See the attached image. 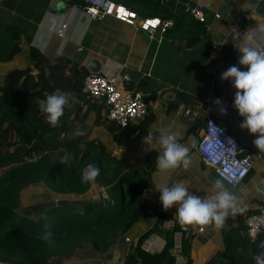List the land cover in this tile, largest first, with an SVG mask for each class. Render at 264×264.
<instances>
[{
	"label": "crops",
	"instance_id": "crops-1",
	"mask_svg": "<svg viewBox=\"0 0 264 264\" xmlns=\"http://www.w3.org/2000/svg\"><path fill=\"white\" fill-rule=\"evenodd\" d=\"M139 1L166 6L174 17L167 20L172 25L180 14H184L186 5L203 2L206 14L204 31L193 45H188L184 37L173 42L161 29L152 38L145 39V31L110 15L92 18L85 7L72 0H0V24L19 28L26 43L15 60L0 62V86L7 73L31 63L29 45L40 48L51 58H70L75 65L85 67L87 72H91L89 62L96 59L101 65L98 73L127 74L130 86L141 85L152 113L145 129L146 135L142 138L133 135L132 140L122 148L115 143L113 133L107 127L98 128L96 136L116 156L124 155L131 160L150 152L160 154L154 141L153 150L144 151L148 147L144 138H154L158 134L157 129L167 126L179 130L182 134L180 142L190 149L192 165L188 170L180 167L160 172L156 169L152 174L144 188L148 190L150 207L141 211L127 235L119 239L112 257L106 259L104 254L88 244L73 255L60 258L57 264H125L131 246L157 224L159 216L165 217V228L174 227L179 223L175 214L177 206L167 212L162 210L160 193L154 188L158 184L172 186L183 183L190 192L199 196L215 191L214 183L221 178L204 163L197 151L205 123L196 127V118L185 113L206 98H210L211 102L219 98L221 106L227 107L229 114L225 118L212 110L211 103H207L204 110L210 111V116L220 119L227 130L247 144L256 159L250 174L237 187L224 182L237 197V211L234 215L229 214L224 226L218 230L214 226H191L195 233L187 239L191 245L190 256L193 264H255L253 257L261 251L257 245L264 241V236L261 235L258 240L250 239L246 234V221L250 214L264 207V152H259L253 143L259 134H250L240 127L244 118L233 107L237 90L231 80H221V73L231 65L247 70V66L238 64L241 56L238 49L247 47L264 52V0ZM217 14L220 18L216 17ZM184 34L191 36L190 32ZM213 44L220 47L217 58L211 57ZM15 62V66H11ZM200 117L205 119L204 115ZM249 138L251 141L248 142ZM200 227H204L205 232L199 233ZM150 236L156 237L162 244L155 252L161 251L166 239L155 233Z\"/></svg>",
	"mask_w": 264,
	"mask_h": 264
},
{
	"label": "trees",
	"instance_id": "trees-1",
	"mask_svg": "<svg viewBox=\"0 0 264 264\" xmlns=\"http://www.w3.org/2000/svg\"><path fill=\"white\" fill-rule=\"evenodd\" d=\"M114 1L140 18L160 17L163 23L174 19L159 3ZM72 2L86 7L85 0ZM203 24L184 10L167 28L166 36L173 42L184 37L188 45H193L204 31ZM187 32L194 38L184 34ZM22 33L17 27L0 24V62H11L23 52L26 43ZM28 55L31 63L7 73L0 86V264H57L60 258L88 244L108 259L141 211L149 207L142 192L157 169L159 154L150 152L131 160L116 156L96 132L107 127L120 148L133 135L144 137L152 119L149 100L141 85L134 87L144 93L148 114L139 122L120 127L104 116L105 105L85 92V67L75 65L70 58H51L32 45L28 46ZM35 70L40 75L39 84ZM57 91L72 95L59 126L51 127L39 103ZM204 123L203 117L194 120L196 127ZM22 131L25 134H20ZM66 155L69 158L60 163ZM90 165L98 167L100 174L94 181L82 183L81 176ZM34 186L47 190L51 199L33 202L25 211L19 209L23 193ZM101 187L106 189L107 198L102 196ZM164 221L165 217L159 216L157 224L131 246L125 264H175L171 249L181 225L176 223L168 229ZM45 231L54 234L51 245L38 239ZM153 233L166 239L164 248L154 253L143 248V242ZM190 250V241L184 239L185 264H193Z\"/></svg>",
	"mask_w": 264,
	"mask_h": 264
},
{
	"label": "built area",
	"instance_id": "built-area-1",
	"mask_svg": "<svg viewBox=\"0 0 264 264\" xmlns=\"http://www.w3.org/2000/svg\"><path fill=\"white\" fill-rule=\"evenodd\" d=\"M85 2L86 12L92 18H98L102 15L113 16L148 32L151 38L156 31L159 29L166 31L172 24L171 22L163 23L160 17L140 18L135 11L114 0H85ZM204 8L203 2H197L196 4L186 5L185 12L195 20L205 23ZM216 17L220 18V14H217ZM248 36L251 35L248 34ZM219 48L217 44L212 45L214 50V53L211 54L212 58H217ZM79 50H82V48L79 47ZM128 81H130V78L127 74L105 75L88 72L83 78L85 92L96 101L103 103L106 107L104 116L120 127L139 122L148 114V103L144 98V93L130 86ZM207 103H211L212 110L218 112L221 118H225L229 114V110L225 106L223 107L226 109V114H221V105L211 102L210 98L201 100L196 107L186 110V115L194 119L202 115L205 117L204 132L198 143L197 151L206 165L212 167L225 183L235 188L249 175L256 156L247 144L226 129L220 119L210 116L208 113L210 111L204 110ZM229 137L232 138L234 143L228 142ZM249 141H251V138L248 139ZM100 192L104 198H107L104 187H101ZM142 198L150 207L147 189L143 190ZM198 232H205V228L200 227ZM194 233L195 230L191 226L186 229L181 227L175 232L174 244L171 249V253L175 257V264H185L187 262L183 253V240L191 239ZM246 234L253 240L264 235V207L247 217ZM160 247H162V244H159L156 237L153 236H149L143 242V248L152 253Z\"/></svg>",
	"mask_w": 264,
	"mask_h": 264
},
{
	"label": "clouds",
	"instance_id": "clouds-1",
	"mask_svg": "<svg viewBox=\"0 0 264 264\" xmlns=\"http://www.w3.org/2000/svg\"><path fill=\"white\" fill-rule=\"evenodd\" d=\"M238 50L241 53L238 64L247 66V70L242 71L237 65H231L221 73V80H231L237 90L233 107L244 118L240 127L247 129L251 134H259L253 143L259 152H264V52L247 47ZM71 95L70 92L57 91L39 103V110L51 127L59 126L60 118ZM213 103L222 105L219 98ZM220 112L226 114V109L221 106ZM157 132L154 138H144L148 144L144 151L153 150V141L160 149V154L156 157L157 170L167 172L180 167L188 170L192 165V159L189 155V147L180 142L181 132L172 130L171 126L160 127ZM228 142L234 143L231 137L228 138ZM68 158L69 156L66 155L60 163H65ZM99 174L100 169L90 165L82 174L81 182H92ZM213 187L215 191L205 196L190 192L183 183L172 186L158 184L154 188L160 193L159 200L163 211L167 212L174 205L177 206L175 214L181 227L186 229L193 225L214 226L218 230L224 226L230 213L233 215L236 213L237 197L226 188L222 178L217 179ZM53 235L51 231H45L38 236V239L51 245ZM257 247L261 251L253 257L255 264H264V241H261Z\"/></svg>",
	"mask_w": 264,
	"mask_h": 264
},
{
	"label": "rangeland",
	"instance_id": "rangeland-1",
	"mask_svg": "<svg viewBox=\"0 0 264 264\" xmlns=\"http://www.w3.org/2000/svg\"><path fill=\"white\" fill-rule=\"evenodd\" d=\"M13 65L11 66H15L16 62L15 63H12ZM33 74H35V77H36V80H37V83H41V79H40V75L38 74V71L35 70L33 71ZM20 134H25L24 131L20 132ZM40 154L39 153H36L35 156H39ZM130 172H127V175L129 174ZM131 175V174H130ZM140 176H143V174H141ZM139 177V176H138ZM42 187H37V186H34V187H31L29 188L28 190H26L24 193H23V196H22V202L19 206V209H22L23 211L25 207H29V205L33 202H39V201H47V200H50L51 197L48 193L47 190H43L42 191ZM55 199V198H54ZM56 204V203H55ZM35 215H37L36 213H34Z\"/></svg>",
	"mask_w": 264,
	"mask_h": 264
},
{
	"label": "water",
	"instance_id": "water-1",
	"mask_svg": "<svg viewBox=\"0 0 264 264\" xmlns=\"http://www.w3.org/2000/svg\"><path fill=\"white\" fill-rule=\"evenodd\" d=\"M150 37V34L148 33V32H145L144 33V38L145 39H148ZM100 61L99 60H96V59H93V60H91L90 62H89V64H88V68H89V70L91 71V72H96V73H98V72H100Z\"/></svg>",
	"mask_w": 264,
	"mask_h": 264
}]
</instances>
